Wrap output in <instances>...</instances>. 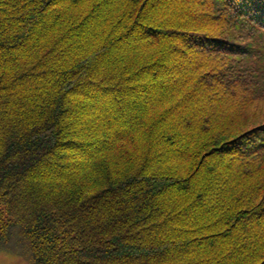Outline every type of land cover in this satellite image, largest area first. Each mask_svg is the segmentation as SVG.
<instances>
[{"label": "trees", "instance_id": "1", "mask_svg": "<svg viewBox=\"0 0 264 264\" xmlns=\"http://www.w3.org/2000/svg\"><path fill=\"white\" fill-rule=\"evenodd\" d=\"M0 253L264 264V0H0Z\"/></svg>", "mask_w": 264, "mask_h": 264}, {"label": "rangeland", "instance_id": "2", "mask_svg": "<svg viewBox=\"0 0 264 264\" xmlns=\"http://www.w3.org/2000/svg\"><path fill=\"white\" fill-rule=\"evenodd\" d=\"M0 264H28L17 257H14L11 254L0 253Z\"/></svg>", "mask_w": 264, "mask_h": 264}]
</instances>
